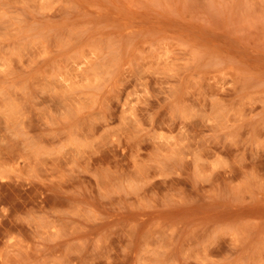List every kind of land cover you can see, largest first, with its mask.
Wrapping results in <instances>:
<instances>
[{"label": "rangeland", "instance_id": "rangeland-1", "mask_svg": "<svg viewBox=\"0 0 264 264\" xmlns=\"http://www.w3.org/2000/svg\"><path fill=\"white\" fill-rule=\"evenodd\" d=\"M0 264H264V0H0Z\"/></svg>", "mask_w": 264, "mask_h": 264}]
</instances>
